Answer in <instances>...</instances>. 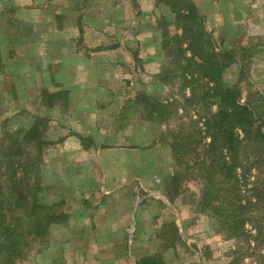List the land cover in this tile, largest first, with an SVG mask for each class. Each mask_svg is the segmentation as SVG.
Returning <instances> with one entry per match:
<instances>
[{
    "label": "rangeland",
    "instance_id": "1",
    "mask_svg": "<svg viewBox=\"0 0 264 264\" xmlns=\"http://www.w3.org/2000/svg\"><path fill=\"white\" fill-rule=\"evenodd\" d=\"M192 1L203 17L206 29L217 39L218 48L232 50L233 62L227 68L224 80L235 82L238 79L243 98L251 90H263L264 0ZM38 2L44 5L48 0ZM33 5L34 0H0V121L8 120L10 128L28 126L34 115L48 117V129L53 128L51 118L59 115V106L67 101L66 89L52 93L57 83L50 81V76L56 74L50 69V62L62 57L61 52L66 46L61 36L65 35L56 33L55 26L51 28L49 12L35 10ZM58 14L56 23L61 25L66 12L60 9ZM163 19L172 23L174 14L161 16L158 23ZM167 29L171 34L180 33L173 25ZM51 35L54 36L52 39ZM116 38V44L123 39L124 43L131 42L136 51L141 50L142 44L150 54L148 64L146 60L136 58V72L121 77L122 82L133 84L123 83L121 89H116L130 99L122 105L124 119L120 123H134L133 128L123 130L124 137L105 138L106 145L113 143L130 148L126 151L131 159L130 174H135L138 179L116 191V203L124 208L115 210L110 216L113 221L111 231L77 232L72 236L81 241L82 248H89L95 242L98 250H105L103 246L110 243L108 241L115 242V256L119 264H136L143 257L156 254L164 260V264H230L236 243L225 239V232L218 230L208 213L199 211L196 203L199 183L184 179L178 189L169 184L177 168L173 162L169 130L178 132L181 127L189 128V120L196 119L197 106L184 101L188 91L180 86V79L163 84L159 78L160 66H169L161 48V36H143V41L136 44L134 40H126V36ZM109 42L112 40L106 36L104 44ZM153 59L157 61V73L152 72L155 69ZM145 93L161 101L169 98L171 104L177 100L176 115L163 123L148 119L146 111L135 99ZM117 101L113 105L114 114L124 98ZM53 105H56L55 108H51ZM64 109L71 110L73 106H61V110ZM152 127L156 130L152 131ZM84 140L86 145L91 138L85 137ZM49 147L48 144L45 148L44 161L45 157L50 161L46 153ZM127 170L129 172V168ZM42 181L45 182L43 178ZM47 186L49 189L44 192L43 199L60 202L61 196L51 193V186ZM171 189L170 198L166 192ZM134 207H139L135 219L130 216ZM97 223L105 222L98 219ZM47 238L32 243L24 258L42 249ZM263 252L262 246H254L252 255L244 258L245 264H264Z\"/></svg>",
    "mask_w": 264,
    "mask_h": 264
},
{
    "label": "trees",
    "instance_id": "2",
    "mask_svg": "<svg viewBox=\"0 0 264 264\" xmlns=\"http://www.w3.org/2000/svg\"><path fill=\"white\" fill-rule=\"evenodd\" d=\"M157 2L174 14L172 23H158L169 64L159 78L163 84L180 79L188 91L184 101L197 106L189 128L169 130L177 166L169 184L178 189L184 179L199 183V211L210 215L226 240L235 241L230 264H245L254 246L264 249V89L251 90L243 98L238 79L224 80L232 50L218 48L192 0ZM172 25L180 33H169ZM137 100L147 118L160 123L175 116L179 105L148 93ZM48 122L40 115L32 116L28 126L15 128L6 119L0 121V264L24 258L32 243L48 237L51 224L67 219L62 200L43 199L49 189L41 178ZM166 194L171 198L172 189ZM136 264L164 260L148 255Z\"/></svg>",
    "mask_w": 264,
    "mask_h": 264
},
{
    "label": "crops",
    "instance_id": "3",
    "mask_svg": "<svg viewBox=\"0 0 264 264\" xmlns=\"http://www.w3.org/2000/svg\"><path fill=\"white\" fill-rule=\"evenodd\" d=\"M38 3L34 0L35 10L49 12L51 28L55 26L56 33L65 35L61 36L66 46L62 57L50 62V69L56 71L50 81L57 83L51 92L66 89L67 101L63 105L73 106V109L61 110L63 105L59 104V115L51 118L50 124L54 127L45 133L50 145L46 149L50 161L45 157L41 177L51 186V193L61 196V208L67 219L51 224L46 245L15 264H119L115 242L108 241L110 243L103 246L105 250H98L95 242L89 248H82L81 241L72 233L111 231L110 216L115 210L124 208L116 203V191L138 179L130 174L131 159L126 153L130 148L113 143L106 145L105 138L124 137L123 130L133 128L134 123H120L124 119L122 105L130 99L116 89H121L123 83L133 84L122 82L121 77L136 72V58L148 64L150 54L142 44L137 51L131 42L124 43L123 39L116 44V36H126V40H134L135 44L142 42L143 36H161L159 19L173 13L157 0H48L44 5ZM60 9L66 12L61 25L56 23ZM106 36L112 42L104 44ZM156 62L153 59V73L158 72ZM122 98L124 101L114 114L113 105ZM140 121L138 124L142 126ZM155 130L152 127V131ZM85 137L91 138L86 145ZM137 208L134 207L130 214L134 219L138 215ZM98 219H104L105 223L98 224ZM118 245L121 246V241Z\"/></svg>",
    "mask_w": 264,
    "mask_h": 264
}]
</instances>
